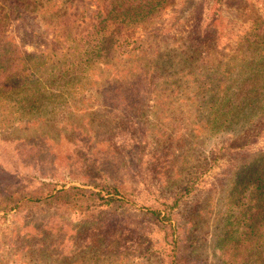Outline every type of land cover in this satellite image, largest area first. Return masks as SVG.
Returning a JSON list of instances; mask_svg holds the SVG:
<instances>
[{"label": "trees", "instance_id": "trees-1", "mask_svg": "<svg viewBox=\"0 0 264 264\" xmlns=\"http://www.w3.org/2000/svg\"><path fill=\"white\" fill-rule=\"evenodd\" d=\"M174 1L108 0L104 8L92 9L84 0H0V129L16 127L26 132L28 135L18 141L31 146L36 158L46 153L49 134L37 135L31 127H37L36 131L47 130L52 124L55 131L58 123L72 125L73 116L75 121H80L74 126V132L91 137L94 132L90 125L83 124L93 113L91 104L112 109L126 118L131 115V119H141L139 115L147 104L153 103L165 111L174 102L183 112L182 119H192L189 105L197 106L194 114L200 119L199 114L205 113L210 130L226 128L233 121L242 120V129L259 124L257 133L262 134L264 18L253 21L225 60L214 61L200 48L216 34L221 19L219 7L200 8L192 36H173L177 49L170 46L173 43L170 37H165V29L147 49L144 46L123 48L129 29L162 18L165 7ZM232 2L217 0V5L227 6ZM205 3L201 5H207ZM26 14L36 21L29 20ZM23 23L29 27L24 26L25 33L44 36L42 47L27 51L15 40L13 31L18 32L19 24ZM34 24L43 31L36 30ZM200 62L209 65L204 68L206 72ZM155 69L162 72L161 75L171 73L167 81L172 80L175 96H160L152 89ZM190 82L196 84L197 90H186ZM168 98H172L171 102ZM169 109L171 107L165 113ZM133 127L134 124L130 129L134 131ZM62 131L67 128L55 133L61 135ZM146 132L142 129L143 140L138 144H149ZM125 136L130 139V132L126 131ZM184 138V133L161 132L157 149L146 154L154 170L131 182L134 188L126 187L114 175L99 184L93 182L99 189L96 193L76 187L56 190L49 185L42 192L28 195L22 190L2 194L0 198L5 201L0 202L1 212L34 213L47 209L57 213L73 211L78 217L71 237L67 235L72 230L55 222L56 216L43 223L42 229H33L31 233L30 226H24L14 239L21 244L18 252L14 249L15 256L23 259L11 264H34V256H48L49 250L56 256L54 264H132L133 259L147 257L149 260L147 255L154 264H194L195 238L189 226L182 227L178 218L174 238L171 211L178 206L177 196L156 200L148 182L149 175H158L163 183H169L171 175L166 170L172 168L175 158L182 160L174 155V148L184 142ZM89 140L94 141V138ZM144 184L146 191L141 197L142 191L137 187ZM116 202L125 205L132 202L145 211L147 226L141 233L135 232L129 220L113 209ZM206 211L197 215L193 209L187 215L192 232L204 229L200 227L208 215ZM161 225L165 232L163 246L159 249L149 235L155 226ZM214 225L217 233L212 255L218 264H264V154L241 164L231 176L223 208ZM50 234L58 238L60 245L45 246L43 241L48 240ZM141 254H144L142 258ZM0 264L10 263L0 260Z\"/></svg>", "mask_w": 264, "mask_h": 264}, {"label": "rangeland", "instance_id": "rangeland-1", "mask_svg": "<svg viewBox=\"0 0 264 264\" xmlns=\"http://www.w3.org/2000/svg\"><path fill=\"white\" fill-rule=\"evenodd\" d=\"M84 2L86 6L90 5L92 9H97V7L104 8L108 0H84ZM203 2L207 5H201ZM204 6H209L212 10H214L213 7H219L221 12V19L215 30L216 34L200 47L203 52L215 59L214 61L227 59L253 21L256 18H264V0H233L227 6L221 4V7L217 5V0H175L165 7L162 18L146 25H138L127 32L123 31L128 33V41L123 44V48L134 49L144 46V49H147L157 35L165 29V37H170L173 43L170 46L177 49L178 43L173 42V36L176 38L192 36L196 15L200 8L203 10ZM26 16H29V20L36 21L32 20L33 17L30 14ZM24 26H26L25 23L19 24L18 32L13 31L15 40L27 51L42 47L45 43L44 36H40L39 33L30 36L29 31L25 33V28L29 27ZM34 27L39 32L43 31L39 25L36 27L34 24ZM167 30L169 31L166 36ZM190 44L195 46L194 41ZM201 63L200 66L206 72L204 68L209 65H201ZM153 72L155 79L152 89L155 93L160 96L162 94L175 96L173 93L175 87L171 86L172 80L167 81L171 73L165 76L156 69ZM189 86L186 88L187 91L197 90L193 82H190ZM171 100L172 98H168L169 102ZM172 104L169 105L171 109L166 113L169 107L162 111L153 103L147 104V108L139 115L141 119L136 117L131 119V115L126 118L112 109H101L96 104L93 106L91 104L90 111L93 113L83 124L90 125L94 132L91 136L94 141L89 140L90 135L79 136L78 132H74V126L80 121H75L76 118L73 116L71 117L72 125L58 123L55 127L58 130L67 128V131H62L61 135L55 133L58 130L54 131L52 124H49L50 127L47 130L36 131L37 127H31L37 135L40 132L49 134L48 141L45 143L46 153L36 158L31 146L21 140L18 141L28 135L26 132L16 127L0 129V196L19 190H22L24 195H28L29 192H42L49 185L55 186L56 190L76 187L96 193L99 189L93 186V182L99 184L105 178H113L114 175L120 178L126 187L134 188L135 185L131 182H134L141 174H151L154 170L146 154L157 149L156 142L159 134L164 130L172 134L174 131L179 134L184 133V142L176 146V149L174 148V155L182 160L175 158L172 168L166 170L171 175V180L165 184L158 175H149V189L155 199L177 196L178 206L171 211V222L176 231L174 238L177 235L176 219L178 218L182 227L188 228L189 226L190 234L195 238L194 264H218L217 259L212 255L213 242L217 233L214 225L216 216L223 208V199L230 187L231 176L241 164L249 163L258 155L264 154V132L260 135L257 133L259 124L242 129L240 127L242 120L233 121L226 128L210 130L204 118L206 114H199L200 119L194 114L197 106L189 105L188 109L192 119H182L183 112L178 109L177 103ZM174 109L177 110L174 111ZM129 119H131L130 123ZM132 124H134V131L130 129ZM70 128H73V132ZM142 129L147 130L148 145L138 144L143 140ZM126 131L131 134L130 139L126 138ZM124 180H128V183ZM129 184L133 185L129 186ZM185 188L187 191H184ZM139 189L143 197L146 184L144 187H137V190ZM3 201L5 200L0 198V202ZM113 209L129 220L135 232L141 233L142 229L147 226L145 211L139 205L135 206L132 202L127 205L116 202ZM193 209L197 215L207 209L208 215L205 216L204 223L200 227L204 229L192 232L187 215ZM54 216L57 217L55 222L63 223L66 228L72 230L67 235L71 237L78 225V217L73 211L58 213L47 209L34 213L25 211L16 213L15 210L7 213L0 211V260L11 264L23 259L15 256L14 253V249L16 252L21 249L18 247L21 244L14 240L18 231L26 225L30 226L29 233L33 229L40 230L43 223ZM162 226H155L153 233L149 235L151 241L158 245L159 249L163 246L165 232L161 229ZM43 242L48 248L60 245L58 238L51 234L48 240ZM63 245L68 246L69 244L63 243ZM142 256L144 254L140 255L141 258ZM147 256L149 260H146L147 257L133 259L131 263L140 264L150 261L149 264H154L150 256ZM33 259L34 264H54L57 261L56 256L50 250L48 256H34Z\"/></svg>", "mask_w": 264, "mask_h": 264}]
</instances>
